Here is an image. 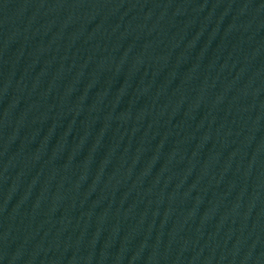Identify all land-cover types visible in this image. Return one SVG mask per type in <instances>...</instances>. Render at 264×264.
<instances>
[{"label": "water", "instance_id": "water-1", "mask_svg": "<svg viewBox=\"0 0 264 264\" xmlns=\"http://www.w3.org/2000/svg\"><path fill=\"white\" fill-rule=\"evenodd\" d=\"M0 264H264V0H0Z\"/></svg>", "mask_w": 264, "mask_h": 264}]
</instances>
